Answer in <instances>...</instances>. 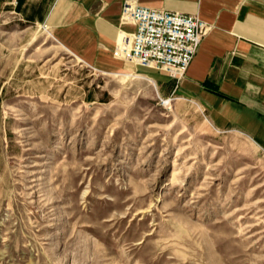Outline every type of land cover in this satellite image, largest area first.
Returning <instances> with one entry per match:
<instances>
[{
  "label": "rangeland",
  "instance_id": "374dc122",
  "mask_svg": "<svg viewBox=\"0 0 264 264\" xmlns=\"http://www.w3.org/2000/svg\"><path fill=\"white\" fill-rule=\"evenodd\" d=\"M0 264H264V151L0 0Z\"/></svg>",
  "mask_w": 264,
  "mask_h": 264
},
{
  "label": "crops",
  "instance_id": "0c3cea01",
  "mask_svg": "<svg viewBox=\"0 0 264 264\" xmlns=\"http://www.w3.org/2000/svg\"><path fill=\"white\" fill-rule=\"evenodd\" d=\"M125 0H15L27 21L45 25L77 59L104 73L140 77L162 97L199 102L215 128L239 132L264 151V0H134L197 14L211 25L181 80L116 56ZM170 99V98H167Z\"/></svg>",
  "mask_w": 264,
  "mask_h": 264
},
{
  "label": "built area",
  "instance_id": "2783aa9c",
  "mask_svg": "<svg viewBox=\"0 0 264 264\" xmlns=\"http://www.w3.org/2000/svg\"><path fill=\"white\" fill-rule=\"evenodd\" d=\"M123 23L133 24L131 33L120 35L114 54L128 62L165 71L181 81L210 30L197 14L166 11L125 0Z\"/></svg>",
  "mask_w": 264,
  "mask_h": 264
},
{
  "label": "trees",
  "instance_id": "16d2710c",
  "mask_svg": "<svg viewBox=\"0 0 264 264\" xmlns=\"http://www.w3.org/2000/svg\"><path fill=\"white\" fill-rule=\"evenodd\" d=\"M17 8H19V0H18V5H17Z\"/></svg>",
  "mask_w": 264,
  "mask_h": 264
},
{
  "label": "bare ground",
  "instance_id": "6f19581e",
  "mask_svg": "<svg viewBox=\"0 0 264 264\" xmlns=\"http://www.w3.org/2000/svg\"><path fill=\"white\" fill-rule=\"evenodd\" d=\"M164 100H165V101H167V100H169V101H170L171 99H164Z\"/></svg>",
  "mask_w": 264,
  "mask_h": 264
}]
</instances>
